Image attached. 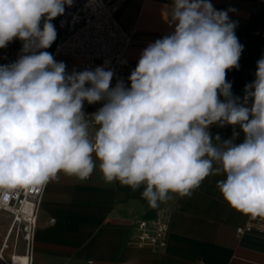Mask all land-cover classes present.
<instances>
[{"label": "clouds", "instance_id": "clouds-1", "mask_svg": "<svg viewBox=\"0 0 264 264\" xmlns=\"http://www.w3.org/2000/svg\"><path fill=\"white\" fill-rule=\"evenodd\" d=\"M72 3L0 0V48L22 42L17 60L0 65V190L45 186L61 173L85 181L99 161L106 182L143 186L151 207L191 196L214 175L230 207L264 218V57L243 98L234 96L226 76L244 47L235 10L170 0L173 30L143 49L130 86L112 87L111 68L68 73L47 51L57 38L51 21ZM85 102L102 107L89 116ZM212 124L239 127L243 142L235 131L213 136Z\"/></svg>", "mask_w": 264, "mask_h": 264}, {"label": "crops", "instance_id": "crops-1", "mask_svg": "<svg viewBox=\"0 0 264 264\" xmlns=\"http://www.w3.org/2000/svg\"><path fill=\"white\" fill-rule=\"evenodd\" d=\"M120 3L119 0L118 8ZM211 3L217 10H235L228 15L236 22L235 34L244 47L239 68L229 70L226 79L232 84L233 95L242 99L245 85L255 79L257 61L264 57V0H211ZM118 8L117 21L126 29L135 28V24L125 26L130 24L127 17L129 23L123 24L117 15ZM159 15L157 24L156 15L143 12L141 21L144 25L147 22V30L141 34L150 39L148 45L173 30L167 22V13ZM51 22L57 31L53 47L62 31L56 18ZM137 41L126 52L136 63L143 51L137 47ZM16 45L20 49L19 40L13 45L9 43L6 49L12 48L15 54ZM100 107L102 103L89 105L94 111ZM209 131L213 136L219 134L222 140L230 139L234 131L239 134L236 143L244 139L239 127L212 124ZM96 164L85 181L61 173L58 181L46 185L37 215L32 264H264V234L236 233L238 226L258 217L243 215L229 206L217 186L224 177L210 175L191 196L170 194L169 200L151 207L141 196L143 186L134 191L119 182L108 183L99 169V161ZM158 213L169 215L166 245L132 243L135 221L154 218ZM8 226V214L2 213L0 240L3 235L6 237ZM18 250L24 252L21 244ZM22 253L18 254L26 255Z\"/></svg>", "mask_w": 264, "mask_h": 264}, {"label": "built area", "instance_id": "built-area-1", "mask_svg": "<svg viewBox=\"0 0 264 264\" xmlns=\"http://www.w3.org/2000/svg\"><path fill=\"white\" fill-rule=\"evenodd\" d=\"M118 1L73 0L71 6H65L63 15L56 17L62 36L47 51L51 52L57 61L65 62L68 73L73 70L83 71L104 66L114 71L112 87L118 80H123L126 85L130 83L128 76L135 67L125 56L128 48L136 43L137 29H126L117 21ZM16 41L10 44L13 45ZM19 47L21 50V41ZM2 57L14 62V50L6 49ZM83 111L89 116L95 112L89 108L87 102ZM90 131H94V128L90 127ZM45 187L46 185L0 190V216L2 213H7L9 218L6 237L0 247V259L4 263L9 264L1 254L8 247V238L12 236L13 249L21 244L24 249L23 254H26L29 264H32L37 215ZM168 229L169 215L166 213H158L154 218H139L135 221L130 241L138 246L164 247ZM252 231L264 234V218L258 217L236 229L239 236Z\"/></svg>", "mask_w": 264, "mask_h": 264}, {"label": "rangeland", "instance_id": "rangeland-1", "mask_svg": "<svg viewBox=\"0 0 264 264\" xmlns=\"http://www.w3.org/2000/svg\"><path fill=\"white\" fill-rule=\"evenodd\" d=\"M120 1H122V0H120ZM128 1L130 3H132V10H134V11H132V13L130 15H126V14L121 13V3H120L117 15L122 22H123L122 19L128 18V20L130 21V24H128L129 23L128 20H127L128 23L123 22V24H128V25H125L126 27H130V26H133L135 24V28L137 29L136 40L138 39L137 47L145 49L148 46V41L150 39H148L147 36H144L141 34V32L143 30L144 31L147 30V22H146V25H144L141 21V18L143 16V12L144 13L145 12L152 13V15H156L155 19H157V24H159L160 23V21H159L160 15L159 14L167 13L166 5L170 4V0H128ZM161 2H164V5L161 6L160 5ZM6 48H0V65H5V64L11 63L10 60L2 57V53ZM20 52H21V50L16 45L15 54H16L17 58L20 55ZM125 57H126V59L130 60V62L132 61V63L134 64V67H136L137 63L135 61H133L129 56H127V54ZM129 85H130V83L127 86H129ZM4 237H5L4 235L1 237L0 245L4 241V239H5ZM7 244H8V247L4 249V251L2 252V255H3V258L5 259V262L8 263V261L10 260V255L12 253H14V252L22 253V252H20L18 250L19 245L16 249H13V237L12 236H10L8 238ZM0 264H6V263H4L2 261V259H0Z\"/></svg>", "mask_w": 264, "mask_h": 264}, {"label": "bare ground", "instance_id": "bare-ground-1", "mask_svg": "<svg viewBox=\"0 0 264 264\" xmlns=\"http://www.w3.org/2000/svg\"><path fill=\"white\" fill-rule=\"evenodd\" d=\"M132 11H133L132 3H130L128 0H122L121 1V13L130 15ZM122 20L123 22L128 23L127 19H122ZM130 48L128 49V52H130L131 50ZM1 257H3L2 254H1ZM8 262L10 264H28V257L26 255H20L17 252H15L10 256V260Z\"/></svg>", "mask_w": 264, "mask_h": 264}]
</instances>
